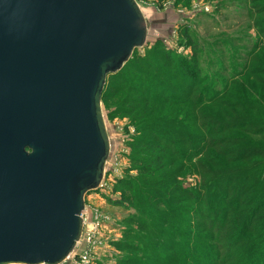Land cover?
<instances>
[{
    "label": "trees",
    "instance_id": "1",
    "mask_svg": "<svg viewBox=\"0 0 264 264\" xmlns=\"http://www.w3.org/2000/svg\"><path fill=\"white\" fill-rule=\"evenodd\" d=\"M180 38L190 56L160 42L134 50L101 96L134 129L132 166L108 200L137 210L113 243L130 255L116 264H264V42L252 66L220 80L201 68L187 28ZM187 175L196 180L185 188Z\"/></svg>",
    "mask_w": 264,
    "mask_h": 264
},
{
    "label": "water",
    "instance_id": "2",
    "mask_svg": "<svg viewBox=\"0 0 264 264\" xmlns=\"http://www.w3.org/2000/svg\"><path fill=\"white\" fill-rule=\"evenodd\" d=\"M135 0H0V264H62L104 177L109 75L146 41Z\"/></svg>",
    "mask_w": 264,
    "mask_h": 264
},
{
    "label": "rangeland",
    "instance_id": "3",
    "mask_svg": "<svg viewBox=\"0 0 264 264\" xmlns=\"http://www.w3.org/2000/svg\"><path fill=\"white\" fill-rule=\"evenodd\" d=\"M135 1L147 25L146 41L142 47L135 49L136 56H144L156 42H160L165 49L176 54L190 56L191 49L185 47V41L180 38V34L187 28L201 48L199 57L203 71L223 80L238 71L239 65L252 66L250 60L257 55L254 46L264 42V33L261 34V28L264 27V10L262 9L264 2L253 4L252 0H194L189 5L183 6L176 5L174 0ZM101 108L110 141V153L104 171V184L107 190L106 194L96 199L92 198L93 192L85 198L93 201L96 208L109 213L116 219L115 227L110 228L108 233L113 241L109 242L107 249H111L112 253L109 254V250H105L104 256L97 263L116 264L117 259L130 255L115 251L113 243L122 239L123 232L128 227L124 223L125 219L136 215L137 210H125L112 206L108 200H116L119 197L118 193L113 192L116 181L124 177L126 170L132 166L129 143L133 135L127 120L113 119L112 107L104 108L101 103ZM135 173L133 171L131 175L134 176ZM195 180V176L187 175L182 185L185 188L194 186ZM62 264H73V261L69 259Z\"/></svg>",
    "mask_w": 264,
    "mask_h": 264
},
{
    "label": "built area",
    "instance_id": "4",
    "mask_svg": "<svg viewBox=\"0 0 264 264\" xmlns=\"http://www.w3.org/2000/svg\"><path fill=\"white\" fill-rule=\"evenodd\" d=\"M133 133L134 130L131 127V134L133 135ZM106 190L107 187L104 184L103 177L97 190L92 191L94 195L92 198L96 199L106 194ZM109 192L111 193V190ZM84 201L85 207L83 213H81L83 223L82 233L73 253L70 255L71 258L69 256L66 260L72 259L73 264H97L104 256L105 250H109L107 249L109 242L113 241L108 233L110 228L115 227L116 219L109 213L96 208L91 201H88V198H85ZM110 250L108 251L109 254L112 253Z\"/></svg>",
    "mask_w": 264,
    "mask_h": 264
},
{
    "label": "crops",
    "instance_id": "5",
    "mask_svg": "<svg viewBox=\"0 0 264 264\" xmlns=\"http://www.w3.org/2000/svg\"><path fill=\"white\" fill-rule=\"evenodd\" d=\"M91 203H93V201H91Z\"/></svg>",
    "mask_w": 264,
    "mask_h": 264
}]
</instances>
